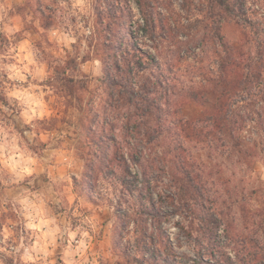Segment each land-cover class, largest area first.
I'll list each match as a JSON object with an SVG mask.
<instances>
[{
  "label": "clouds",
  "instance_id": "clouds-1",
  "mask_svg": "<svg viewBox=\"0 0 264 264\" xmlns=\"http://www.w3.org/2000/svg\"><path fill=\"white\" fill-rule=\"evenodd\" d=\"M0 264H264V0H0Z\"/></svg>",
  "mask_w": 264,
  "mask_h": 264
}]
</instances>
